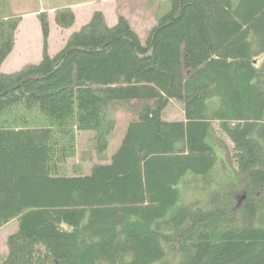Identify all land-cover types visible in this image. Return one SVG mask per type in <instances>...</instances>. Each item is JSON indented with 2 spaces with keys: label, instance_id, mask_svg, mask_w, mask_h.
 <instances>
[{
  "label": "trees",
  "instance_id": "trees-1",
  "mask_svg": "<svg viewBox=\"0 0 264 264\" xmlns=\"http://www.w3.org/2000/svg\"><path fill=\"white\" fill-rule=\"evenodd\" d=\"M171 3L146 44L96 10L53 54L43 11V57L3 72L23 16L0 0V264H264V0ZM119 108L109 160L69 168L77 132L108 151Z\"/></svg>",
  "mask_w": 264,
  "mask_h": 264
},
{
  "label": "rangeland",
  "instance_id": "rangeland-1",
  "mask_svg": "<svg viewBox=\"0 0 264 264\" xmlns=\"http://www.w3.org/2000/svg\"><path fill=\"white\" fill-rule=\"evenodd\" d=\"M11 7L17 14H21L23 19L16 34V42L11 53L4 60L1 70L12 72L21 69L27 63L39 62L43 57L45 37L41 27L40 13L37 10H47L52 5L56 8L53 13H49L51 33L47 38L48 51L53 54L57 52L65 43L66 38L74 31L79 30L83 24L87 23L93 10L104 12L106 21L113 25L118 21L120 15L126 16L134 29L139 34L143 44L147 39L151 29L159 22V18L168 12L172 3L171 0H85L87 3L77 6L74 10L76 22L69 28L62 29L58 26L56 15L57 10L69 7L67 0H10ZM28 13V14H27ZM65 39V40H64ZM264 54L257 58L260 63ZM117 118V125L114 131L108 151L104 155H99L93 144L92 132H77V155L69 160L68 167H76L80 171L88 172L91 166L97 161H107L115 152L126 130L127 123L132 117L131 111H114ZM164 117L168 120L184 118V109L181 103L172 99L164 111ZM16 229V222L12 221L0 229V255L7 253V237Z\"/></svg>",
  "mask_w": 264,
  "mask_h": 264
},
{
  "label": "crops",
  "instance_id": "crops-1",
  "mask_svg": "<svg viewBox=\"0 0 264 264\" xmlns=\"http://www.w3.org/2000/svg\"><path fill=\"white\" fill-rule=\"evenodd\" d=\"M45 1L48 2V1H51V0H45ZM107 1H109V0H107ZM67 2H68V4H69L68 6L71 7V8H72V7H73V8H76L77 6H79V7L82 6V4H83V5L87 4V3H84V2H86L85 0H67ZM47 10H48L49 13H53L54 10L56 11V8L53 7L52 5H50V6H48V9H47ZM47 10H43V9L41 8V9L37 10L36 13H41V12H43V11H47ZM95 11H96V10H93V11L91 12V14L94 13ZM27 14H28V13H27ZM92 15H93V14H92ZM91 17H92V16H91ZM51 30H52V29H51ZM67 38H68V37H67ZM67 38H66V39H67ZM64 40H65V39H64ZM65 42H66V40H65ZM64 44H65V43H64ZM64 44H63V45H64ZM63 45H62V46H63Z\"/></svg>",
  "mask_w": 264,
  "mask_h": 264
}]
</instances>
